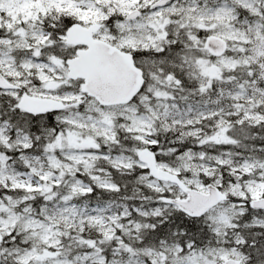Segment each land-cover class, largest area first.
Here are the masks:
<instances>
[{
  "label": "snow or ice",
  "instance_id": "obj_1",
  "mask_svg": "<svg viewBox=\"0 0 264 264\" xmlns=\"http://www.w3.org/2000/svg\"><path fill=\"white\" fill-rule=\"evenodd\" d=\"M0 264H264V0H0Z\"/></svg>",
  "mask_w": 264,
  "mask_h": 264
}]
</instances>
